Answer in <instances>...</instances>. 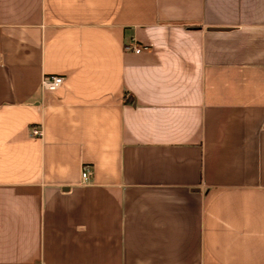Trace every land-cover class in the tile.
I'll return each instance as SVG.
<instances>
[{
	"label": "crops",
	"instance_id": "1",
	"mask_svg": "<svg viewBox=\"0 0 264 264\" xmlns=\"http://www.w3.org/2000/svg\"><path fill=\"white\" fill-rule=\"evenodd\" d=\"M0 264H264V0H0Z\"/></svg>",
	"mask_w": 264,
	"mask_h": 264
},
{
	"label": "built area",
	"instance_id": "2",
	"mask_svg": "<svg viewBox=\"0 0 264 264\" xmlns=\"http://www.w3.org/2000/svg\"><path fill=\"white\" fill-rule=\"evenodd\" d=\"M143 49H145V47L133 43L126 45V50H133L137 53H140ZM65 80L66 77L61 74L46 75L42 79L41 89L44 91H56L63 86ZM32 132L36 136H42L43 133L42 130L38 128L33 129ZM82 176L84 182H89L92 176L91 168L87 166L84 169Z\"/></svg>",
	"mask_w": 264,
	"mask_h": 264
}]
</instances>
